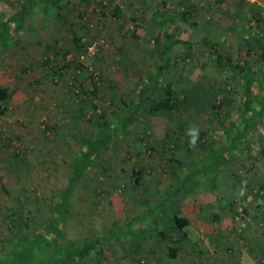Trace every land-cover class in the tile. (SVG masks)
Wrapping results in <instances>:
<instances>
[{
  "label": "rangeland",
  "instance_id": "obj_1",
  "mask_svg": "<svg viewBox=\"0 0 264 264\" xmlns=\"http://www.w3.org/2000/svg\"><path fill=\"white\" fill-rule=\"evenodd\" d=\"M21 1L0 0V19L12 13ZM116 1L60 0L56 9L49 7L45 0H34L24 22L26 30L17 34L21 41L14 39L4 50L0 49V82L8 80L7 72L10 67L13 69L6 53L19 44L28 48V53L16 68L22 64L27 78L33 75L27 91V86L24 88L25 95L31 99L27 113L23 100L17 104L10 100L0 103V240L7 244L17 238L21 229L32 234L43 225L58 200L83 138L94 130V120L104 113L112 119V124L115 123V113L125 108L137 85L150 78V74L154 76L156 69L163 68L162 60L157 63V58L150 59L147 49L150 39L146 32L135 37L131 35L133 21L121 13L116 18L111 17L110 10ZM191 2L195 3L193 8ZM132 3L136 4L123 9L132 8L140 22L155 7L168 16L177 11L174 5L163 4V0H133ZM182 3V10L191 8L185 18L187 25L179 27L177 17L170 16L164 28L171 22L168 27L171 32L177 35L182 32L190 40L172 47L171 60L158 76L160 86L152 92L149 102L162 95V82H172L173 89L182 94L195 78L230 90L231 101L223 103L222 108L204 113L190 109L150 114L142 109L135 123L136 130L130 125L116 135L76 183L63 218V232L68 239L105 233L114 223L124 224L156 205L198 157V147L192 142L191 133L195 132V139L200 133L204 140L214 141L217 134L223 137V127L241 103V87L237 81L244 74L245 61L253 60L257 71L261 64L258 62H264L261 49L264 18L258 21V29L246 21L248 16L254 19L260 8V15L264 16V0H185ZM101 4H105L106 14L99 12L103 9ZM237 11L243 13L237 14ZM145 23L147 25V19ZM73 33L82 41V47L97 36L104 37L105 44L94 56L80 62L76 57L82 47L73 41ZM2 36L7 37L6 33ZM132 40L143 46L133 45ZM210 44L213 45L211 51L207 49ZM130 49L144 55L137 61L131 59ZM31 52L38 60L29 59ZM18 54L19 51L16 53L19 57ZM61 65L66 66L60 68ZM80 65H86L90 72L82 82L74 77ZM36 70L40 71L37 78ZM89 90L96 93H86ZM95 104L96 110L93 109ZM167 127L173 132L165 140ZM175 141L178 143L174 144ZM239 157L240 162H244L243 168L254 166L251 156L244 153ZM183 158L188 162L179 164L177 159L183 161ZM243 186L249 188L247 180ZM200 197L203 194L198 188L185 193L180 200L182 213L190 208L193 213L206 216L198 200ZM207 197L208 201L218 200L217 195ZM238 206L245 207L247 218H236ZM158 211L153 210L146 221L142 219L133 224L146 228L141 234L139 229V235L133 231L118 233L106 242L104 254L89 258L87 264H246L247 253L253 264H260L263 259L259 252L251 251L250 244L252 236L264 233V223L251 224V214L242 199L235 201L232 221L225 227H221V221L220 224L216 221L214 226L212 220L205 217L198 218L204 222L197 224L196 219L190 217V223L182 230H172L178 245L176 258L167 255L168 242L161 238L159 228L168 229L169 222L159 219ZM249 226L254 230L252 236L251 231H247Z\"/></svg>",
  "mask_w": 264,
  "mask_h": 264
},
{
  "label": "trees",
  "instance_id": "obj_2",
  "mask_svg": "<svg viewBox=\"0 0 264 264\" xmlns=\"http://www.w3.org/2000/svg\"><path fill=\"white\" fill-rule=\"evenodd\" d=\"M23 1L25 3H23ZM45 1L49 7L58 9L57 4L60 0ZM33 3L34 0H22L13 8L12 13L9 12L3 19H0V46H2L0 49L5 48L6 44L10 42L11 36H13L10 31V23H13L14 29L24 26V22H26V18L31 12L30 5ZM191 4L193 8L195 3L191 2ZM254 4L255 3H253V6H255ZM101 5L103 9L99 12L101 14H106L107 10L105 9V4ZM260 9H258L254 19L250 17L247 20L244 19L249 22V26L257 27L258 29V21L264 18L263 15H260L262 10ZM110 11L111 16L115 17L120 11V6L115 4ZM190 12L191 8L189 7L182 10V14L185 16L184 19ZM168 18L169 17L166 16L164 12H159L157 10L153 16L149 17L147 22V24L152 27L157 26L156 32L151 35L153 49H150V52L153 56L155 55V57H158L160 60H164L163 65H161L163 68L156 69V71H154V76L150 74V78L139 83L132 98L127 100L125 108H123L121 112L115 113L114 116L117 119L115 123L112 124V119H108L104 113L100 114L99 118L94 120V130L83 138V145L70 164L71 171L66 175L65 184L61 188L58 200L52 207L49 216H47L42 226L35 229L33 232L31 231L32 234L21 229L17 238L12 239L13 241H11V243L7 244L3 240H0V264H87L89 258L91 259L93 256H102L104 254V245L106 242L110 241L113 236L118 235V233L127 234L133 231L136 235L141 234L146 228L141 229L138 226H133V224L135 225L136 222L142 219V221H146V219L153 214V210L156 209H158V213H160L159 219L161 218L165 220V222H169L168 229L163 230L162 227L159 228L161 238L166 239L168 242L167 255L170 258H176L178 245L175 243L171 231L176 229L182 230L189 222L188 216L181 211L180 200L185 193L192 190L194 191L204 182L212 185L214 176L219 171V168L230 162L232 156L229 157L230 155L228 152L229 149L232 148V145L228 144L226 141L214 147V145H212V140H202L201 136L197 134L195 144L199 149V156L187 166V172L183 173V176L181 174V178L178 179L177 183L156 205L150 206L141 214L135 215L124 224L114 223L105 233L77 240L68 239L64 236L63 232V218L69 209L71 194L76 183L83 176L85 170L91 166L93 159L99 154L101 149L109 145L116 135L130 125L133 131L136 130L135 123L142 109H145L150 114H157L164 110L188 111L190 109H195L199 113H204L210 109L217 110V108H222L223 103H229L231 101L230 90H222L221 87L215 83L206 84L202 80L196 79L189 82V85L184 89L182 94H178L173 89L172 82H162V95L152 102H149V97L152 92L156 91L160 86L158 76L165 69L168 61L171 60L169 52L173 45L178 42H189L190 40L187 35H184L185 39L179 38L175 36L174 32H171L168 28H164ZM131 20L133 21L131 35L137 37V30L141 26V23L135 15H132ZM192 22L195 24V21ZM5 33L7 37L2 36V34ZM73 41L77 46L82 47L83 43L76 34L73 35ZM206 42H208L207 38H205L204 43L207 44ZM46 47L49 48L50 45L46 44ZM207 49L209 51L213 50V45H207ZM261 49L264 51V46H261ZM219 54L221 53H218V56L221 57L222 55ZM70 60L71 59H68L67 61L71 62ZM44 62L46 63V60H44ZM245 62V65L242 66L244 74L241 75L237 81L241 87V103L236 107V115L229 118V124L231 126L240 119L248 123L251 119L250 114L252 115L254 113L252 109V84L255 81L256 69L248 61ZM65 66L66 65H61L59 67L62 68ZM49 70H51V67H49ZM56 70L58 71V68ZM74 72V77L80 82H82V78H86L88 74H90L86 69V65H80ZM89 92L93 94L96 93L95 90L86 91V93ZM8 97H10L9 87L0 83V103L2 104V102L8 100ZM93 109L96 110V104L93 105ZM2 110H4V107ZM249 111L253 113L246 116V113ZM226 127L225 129L227 131L225 132H228V127ZM238 128L239 126H237V129ZM171 132H173V130L167 127L164 134L165 140L170 138ZM241 132L242 129H238L236 137H240L242 134ZM234 137L235 135L233 139ZM168 142L167 144H169ZM177 143L178 142L175 141L174 144ZM231 143H234V141ZM177 161L179 164L183 165L188 162L179 161L178 159ZM198 172L201 174V178L197 177ZM125 226L126 228H124ZM148 228L150 229V226H148ZM137 229L140 230L139 234L137 233Z\"/></svg>",
  "mask_w": 264,
  "mask_h": 264
},
{
  "label": "crops",
  "instance_id": "obj_3",
  "mask_svg": "<svg viewBox=\"0 0 264 264\" xmlns=\"http://www.w3.org/2000/svg\"><path fill=\"white\" fill-rule=\"evenodd\" d=\"M182 1L184 2L185 0H173V1L163 0V4H166V6L174 5V7L177 8L176 9L177 11L172 13L173 15L170 14L168 16L167 13L165 14L168 17L174 16L173 19L177 17L175 19L177 20L176 22L179 27H181L182 25L184 26L187 25V23L185 22L186 19H184L185 16L182 14V8H183ZM132 2L133 0H117L113 4V6L115 4H118L120 6V11L117 13V15L118 14L120 15V13L124 14V17L127 16L129 20L132 21L131 20V17L133 15V12L131 11L132 8L127 7L123 9L127 5H129L130 7H133L136 3H132ZM177 6L179 7L180 10L178 9ZM153 10L154 11H152L151 14H149L148 16L142 17V19L144 20L140 22L141 26L139 27L137 32H138V36L142 35V33H145V32L149 36L150 41L149 43H147V49L149 51L150 59L155 61L156 60L155 58L157 59L159 58L155 57V55L153 56L152 53L150 52V49H153L151 35L154 32H156L157 26L150 28L149 25L148 24L146 25L145 23V20L147 19V22H148L149 17L153 16V14L157 11L156 7ZM170 11L171 9L168 10V13H170ZM244 11L245 9H243V12ZM243 12L237 11V14H241ZM244 14H246V12H244L243 15ZM117 15L115 16V18L117 17ZM120 18H122V16ZM247 18H249V16ZM123 21L125 23L127 22V20H123ZM143 21L144 23H142ZM130 26H131V23H130ZM168 27H171V22L167 24V28ZM32 29L35 30L34 28ZM168 29L170 30L171 28H168ZM24 30H26L25 26H22L18 29H14V27L11 26L10 31L12 32L13 36H11L10 42H8V44H11L13 42L12 40L14 39H17V41H21L20 38L19 39L17 38L19 37L17 34L19 33V31L23 32ZM184 35L186 34H182V32H180L179 35L175 34L176 37L185 39ZM178 43H182V42H178ZM8 44L6 46H8ZM132 44L133 45L138 44V47L140 48L143 46L142 45L143 43L136 42L133 40H132ZM25 45L28 46V43H25ZM4 49L5 48L1 50H4ZM12 49L15 51H13ZM30 49L33 50L32 47ZM18 51H19V54H18L19 57L16 56V53H18ZM26 53H28V48H24L22 44H19L16 48H11L9 52L6 53V57L10 58L9 61L10 60L12 61V62H9L8 64L9 65L12 64L13 69H11L10 67V72L9 71L7 72L5 70L10 75V77L8 78V80L5 79V81L0 82L2 85H7L10 89V97H8L9 98L8 101L9 100L13 101L14 104H17L22 100L25 102L24 103V106L26 109L24 111L25 113H27V110H29L28 108L31 105V102H30L31 99H28L29 97L25 95L26 94L25 90L27 91V88L29 87V83H28L29 80L33 81L32 79L33 75H31L30 79L27 78L28 76L25 74L24 67L22 66V64L20 68H16V65L18 62H21L24 59L23 56H25ZM129 53L131 56L130 58L131 59L133 58L136 61L139 60L144 55L142 52L139 53L133 50H131ZM30 56H32L33 58L29 57V59L38 60V57L35 56L33 52H31ZM262 61L263 60H260L258 62V63H261L259 66L260 69L258 71L256 70L255 81L252 84V87H253L252 109L254 110V113L249 111L248 113H246V116L249 115L250 113H253V114L256 113V114L255 115L250 114L251 119L248 123L244 122L242 119L236 122L233 126H231L228 123L227 124L228 126L225 125V127L226 126L228 127V132H225L227 130L225 129V127H223V137H220V135L217 134L216 138H214V141L212 140L213 141L212 145H214V147H217L219 144H222L225 141L228 142V144H231L232 148L229 149L228 154L230 155L229 157L232 156V158L230 162H228L223 167L221 166L219 168V171L214 176L212 185L204 182L197 187L199 189V193L203 194V197H200L198 200L199 202L201 201L200 204L203 206V207L201 206V208L206 212L207 215L205 216V215H202L201 213H193V210L189 208L187 212H184V214H186L189 218L188 224L190 223V220H191L190 217L195 218L197 224L199 223L202 224L204 222L202 219H198V218L205 217L207 219L212 220L213 225L217 224L218 222H219L218 224H220V221H221V227H225L226 224H229L232 221L234 205L237 199H242L245 202V205L248 208L251 214V217H252V223H251L252 225H255L256 223L261 225V223H264V62L262 63ZM156 62L157 63L160 62V59ZM163 62L164 60L162 59L161 65H163ZM249 63L252 66L255 65V63L253 64V60H250ZM26 70L28 71V68H26ZM39 72H40L39 70H36L34 72V73H37L35 75V78L38 77ZM196 79L198 78H195L194 80ZM257 86L259 88H257ZM26 98L28 99V101H25ZM32 109L33 108H30V110ZM235 115H236V109L234 113L232 114V117H234ZM237 126H239L238 129H242V132H241L242 134L240 137H236V134L238 132ZM227 133H228V136H227ZM234 135L235 137L233 139ZM199 136H201V139L204 140V136L201 133L199 134ZM232 141H234V143H231ZM198 151L199 149L197 148L196 150L197 156H199ZM244 153H246L248 156H251L253 160L255 161V164L251 169L243 168L242 164H244V162L243 163L240 162L241 160L239 156L240 154H244ZM183 161H187L186 158H183ZM239 167L242 169L238 170ZM186 172H187V168L184 169L183 173H186ZM183 173H182V176H183ZM197 175H198L197 177L201 178L200 177L201 174L199 172ZM245 180H247L248 185H250L248 189H246V187L243 186ZM250 187L253 190L250 189ZM256 189L259 191V193L256 191ZM255 191L259 194V197L255 193ZM208 195H212V196L217 195L218 200L208 201V197H207ZM204 196H206L207 198L206 197L204 198ZM212 209L214 211H211ZM210 211L213 213L210 214ZM216 221L218 222L216 223ZM249 227L250 228H247V231H251V233L249 234L252 236L254 234V230L252 229L251 226ZM259 232L261 233L262 229ZM252 237L253 238L251 239L252 242L250 244V249L253 253H256L257 251L262 255L263 259L260 264H264V233L261 235L252 236ZM245 262L246 264H253L254 262L251 260L248 253H247V258Z\"/></svg>",
  "mask_w": 264,
  "mask_h": 264
},
{
  "label": "built area",
  "instance_id": "obj_4",
  "mask_svg": "<svg viewBox=\"0 0 264 264\" xmlns=\"http://www.w3.org/2000/svg\"><path fill=\"white\" fill-rule=\"evenodd\" d=\"M105 44V38L102 36H97L90 41H88L85 46L77 53L76 59L83 61V59L94 56L99 49ZM236 218L243 219L247 218V211L243 206H238L236 208Z\"/></svg>",
  "mask_w": 264,
  "mask_h": 264
},
{
  "label": "clouds",
  "instance_id": "obj_5",
  "mask_svg": "<svg viewBox=\"0 0 264 264\" xmlns=\"http://www.w3.org/2000/svg\"><path fill=\"white\" fill-rule=\"evenodd\" d=\"M192 135H193V143L195 142V132L193 131L192 133H191Z\"/></svg>",
  "mask_w": 264,
  "mask_h": 264
}]
</instances>
